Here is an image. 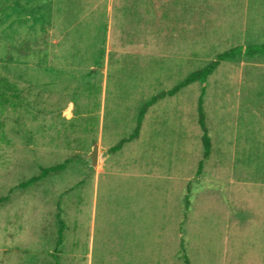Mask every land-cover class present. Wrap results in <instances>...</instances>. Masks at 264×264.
I'll use <instances>...</instances> for the list:
<instances>
[{
	"label": "rangeland",
	"instance_id": "1",
	"mask_svg": "<svg viewBox=\"0 0 264 264\" xmlns=\"http://www.w3.org/2000/svg\"><path fill=\"white\" fill-rule=\"evenodd\" d=\"M263 44L264 0H0V264H72L90 220L88 155L138 125L133 149L107 162L114 210L100 180L92 264L129 263L124 198L142 204L154 263L264 264V54L245 52Z\"/></svg>",
	"mask_w": 264,
	"mask_h": 264
},
{
	"label": "crops",
	"instance_id": "2",
	"mask_svg": "<svg viewBox=\"0 0 264 264\" xmlns=\"http://www.w3.org/2000/svg\"><path fill=\"white\" fill-rule=\"evenodd\" d=\"M58 75V74H56ZM61 75V74H59ZM66 111H70L69 107L65 109ZM63 117H66L69 118L68 115L64 114ZM122 139H126V138H121L119 140V142L122 140ZM138 138H132L126 142L123 143L122 147L119 149V150H116V151H113L112 148L117 145L119 142L115 143L114 145H110V146H103V142H102V138H97L96 139V143L97 146H98V160H97V168L94 170V174L92 176V181H93V184H92V189H93V196H92V200H90V205H89V209H90V220L88 221V223H86L85 225H83L82 223V215L84 214L82 212V215H81V223H80V228H81V232H80V240H82L80 242V248H79V253L73 249L72 252H70V254L73 255L72 258H69L68 262L69 263H78V262H81V264H92V250H91V246H92V239H93V236H94V227H95V223H96V218H97V210H98V196H99V188H100V180L103 178L104 182H103V190L105 191V195H107V197H105V200L107 199V204L105 202V206H109L110 208H113L114 210V206L116 205L114 201H116V199H113V187L115 186L116 184V181H117V174H118V171H117V167H111V169H107V162L109 159H113L115 160L114 162L116 163L117 160H119V155L127 150L126 152H130V150L133 149V147L131 148L130 146L133 145L134 141L137 140ZM93 145V147H94ZM136 158H139V156H136ZM136 161V160H135ZM133 162V161H132ZM92 165V164H91ZM108 175V176H106ZM135 177L139 175V173H134ZM134 194H136V192H134ZM135 196V195H134ZM113 199V202L112 204H109V201ZM120 204H123L124 205H127L128 206V212H129V215H130V220L131 222L133 223L134 226H131L133 229L137 228V231L135 229V231L133 232V234H135V237L133 236V243H136L135 240H137V246L132 250L131 252V258L127 259L129 260V263L127 264H159L158 260L153 261V256H152V246H148L150 248H147L145 244H143L144 240L143 237H142V232H141V223L143 222V218L144 217H141V214L143 212V209H142V204L141 202H138L136 200H133V199H122L119 201ZM85 203L84 201H82V210L83 208L85 207ZM109 204V205H108ZM119 204V205H120ZM126 206V207H127ZM145 212V210H144ZM150 212V211H149ZM151 214V212H150ZM147 216V215H146ZM150 223L152 224V215H150ZM148 222V221H147ZM141 235V236H140ZM148 235V234H147ZM131 236V238H132ZM149 236L151 237L152 236V226H151V231L149 233ZM152 238V237H151ZM61 241H62V237H61ZM61 241L58 242V244H61ZM145 243V242H144ZM143 244V246H142ZM106 251H104L105 255H109V249H107L105 247ZM146 250H147V253L149 252L150 253V256L147 257V253H146ZM114 254L116 255H122V254H126L127 252H117L115 250H113ZM144 253V258L142 259V255ZM79 255V258H77V256ZM115 259V258H114ZM117 260H118V257H117ZM103 263L104 264V260L102 259ZM124 262L122 263H119L118 264H123ZM126 264V263H124Z\"/></svg>",
	"mask_w": 264,
	"mask_h": 264
},
{
	"label": "trees",
	"instance_id": "3",
	"mask_svg": "<svg viewBox=\"0 0 264 264\" xmlns=\"http://www.w3.org/2000/svg\"><path fill=\"white\" fill-rule=\"evenodd\" d=\"M237 51H240V49L238 47L232 48L228 51H225L221 54H219L217 56V60L212 61L210 64H208L207 66H205L204 68H202L201 70H198L194 73H192L189 78L187 79L186 82H184V84L180 85V86H176L175 88H173L171 91L167 92L165 95H172L173 93H175L177 91V89H179L180 87L186 86L189 83L196 81V80H201V81H205L207 77H209L212 72L216 69V67L218 66V64L220 63V61L228 59V58H232L236 55ZM245 52L249 55H254V54H264V44L263 45H251V46H247L245 48ZM205 88H202V92L199 98V107H198V112H199V124L200 126L204 129V134H203V146H204V155L205 157H207L210 153V146H211V142H210V137L206 131V127L204 124V114H203V107H202V95L204 94ZM160 96H156L153 97L152 99L148 100L146 103H144L142 109L140 110L139 116H138V124L141 123L143 115L146 111V109L152 105L156 99H158ZM138 131H139V125L137 126L135 132L133 134H131L129 137H127L126 139H122L117 145H115L112 150L116 151L119 150L123 143L132 139V138H136L138 135ZM65 168V163L59 164V165H55V166H50V167H44L41 169V172L39 175L37 176H33L30 177L28 180L21 182L19 185L20 187H28L29 185L33 184L34 182H36L37 180L46 177L49 173L51 172H56V171H60L63 170ZM61 236H62V229L60 228L59 230V239L58 242L61 241ZM184 260L186 262V264H188V259L187 256L185 255Z\"/></svg>",
	"mask_w": 264,
	"mask_h": 264
},
{
	"label": "water",
	"instance_id": "4",
	"mask_svg": "<svg viewBox=\"0 0 264 264\" xmlns=\"http://www.w3.org/2000/svg\"><path fill=\"white\" fill-rule=\"evenodd\" d=\"M88 158L91 160L92 165H96L98 159V146L94 145L92 152L88 155Z\"/></svg>",
	"mask_w": 264,
	"mask_h": 264
}]
</instances>
